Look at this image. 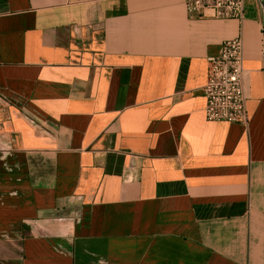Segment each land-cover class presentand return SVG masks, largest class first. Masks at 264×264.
Masks as SVG:
<instances>
[{
    "label": "crops",
    "instance_id": "crops-1",
    "mask_svg": "<svg viewBox=\"0 0 264 264\" xmlns=\"http://www.w3.org/2000/svg\"><path fill=\"white\" fill-rule=\"evenodd\" d=\"M244 10L0 0V264H264V18ZM238 37L247 123L208 122V58Z\"/></svg>",
    "mask_w": 264,
    "mask_h": 264
},
{
    "label": "built area",
    "instance_id": "built-area-1",
    "mask_svg": "<svg viewBox=\"0 0 264 264\" xmlns=\"http://www.w3.org/2000/svg\"><path fill=\"white\" fill-rule=\"evenodd\" d=\"M189 20L243 21L244 0H185ZM243 43L240 37L225 41L218 56L208 58L203 88L208 122L247 123L248 96L244 85Z\"/></svg>",
    "mask_w": 264,
    "mask_h": 264
},
{
    "label": "water",
    "instance_id": "water-1",
    "mask_svg": "<svg viewBox=\"0 0 264 264\" xmlns=\"http://www.w3.org/2000/svg\"><path fill=\"white\" fill-rule=\"evenodd\" d=\"M258 3H259V6L263 12V18H264V2H263V0H258Z\"/></svg>",
    "mask_w": 264,
    "mask_h": 264
}]
</instances>
